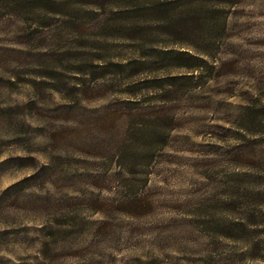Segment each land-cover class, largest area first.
<instances>
[{"label":"rangeland","instance_id":"1","mask_svg":"<svg viewBox=\"0 0 264 264\" xmlns=\"http://www.w3.org/2000/svg\"><path fill=\"white\" fill-rule=\"evenodd\" d=\"M261 49L264 0H0V264H264Z\"/></svg>","mask_w":264,"mask_h":264},{"label":"clouds","instance_id":"2","mask_svg":"<svg viewBox=\"0 0 264 264\" xmlns=\"http://www.w3.org/2000/svg\"><path fill=\"white\" fill-rule=\"evenodd\" d=\"M261 51H264V49H261ZM233 102L234 103H239L238 100H235V98H233ZM163 187L167 188L168 186L167 185H162ZM3 253H0V255H2ZM173 255H178V253H175V252H172ZM117 255V264H120V261L125 258L126 256L129 255V253L127 251H121V252H118L116 253ZM142 259H147L148 257L147 256H142L141 257ZM161 258H163V254H161Z\"/></svg>","mask_w":264,"mask_h":264}]
</instances>
